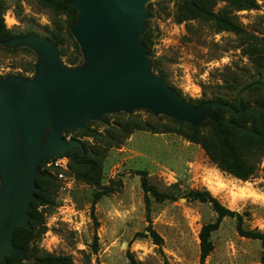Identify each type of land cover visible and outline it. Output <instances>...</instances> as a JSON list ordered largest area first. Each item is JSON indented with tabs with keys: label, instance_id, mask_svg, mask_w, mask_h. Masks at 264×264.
I'll list each match as a JSON object with an SVG mask.
<instances>
[{
	"label": "rangeland",
	"instance_id": "374dc122",
	"mask_svg": "<svg viewBox=\"0 0 264 264\" xmlns=\"http://www.w3.org/2000/svg\"><path fill=\"white\" fill-rule=\"evenodd\" d=\"M181 1L143 3L146 16L141 22L142 35L150 33L152 39L151 52L146 55L148 72L163 80L186 103L187 100L210 102L214 96L233 99L234 92L227 91L222 84L228 77L226 69L242 70V73L247 69V75L250 74L247 59L236 49L239 39L230 33L216 34L206 22L177 24L175 15ZM4 2L7 11L3 21L7 29L53 42L64 68L75 69L85 63L79 49L81 62L70 65L75 53L64 16L56 17L41 7L38 0ZM255 2L257 9L235 15L246 31L264 38V0ZM224 7L225 4L218 3L214 10L218 12ZM69 34L74 40L71 30ZM1 47L0 81L34 80L38 55L27 47ZM170 120L173 119L139 109L103 115L98 120H87L84 130L62 133L64 140L79 142L81 150L74 151L81 155L83 144L88 154L92 155L94 150L99 153L102 179L99 187H92L75 179L73 183L62 182L51 175L52 202L38 208L41 223L35 231L44 229V234L36 235L33 246L39 253L69 256L72 264H200L198 234L203 225L215 221L216 214L209 204L189 202L181 197L183 192L191 190L208 191L221 205L242 216L245 230L264 234V157L254 178L241 182L221 173L199 146L176 134H153L143 129L121 139L120 126L126 122L175 127ZM86 131L89 134L83 136ZM54 160L51 158L42 166L50 168ZM49 171L56 174V170ZM140 171L147 173L148 182L159 192L173 191V186H177L179 199L163 204L151 202L147 209L137 175ZM104 189L112 193L93 206L94 194ZM147 228L162 240L160 246L149 237H136L147 234ZM211 242L213 251L204 264H262L264 246L259 241L240 237L234 219H223L211 235Z\"/></svg>",
	"mask_w": 264,
	"mask_h": 264
},
{
	"label": "water",
	"instance_id": "95a60500",
	"mask_svg": "<svg viewBox=\"0 0 264 264\" xmlns=\"http://www.w3.org/2000/svg\"><path fill=\"white\" fill-rule=\"evenodd\" d=\"M146 0H72L77 21L70 28L85 63L61 66L55 44L33 35L0 42L27 47L39 57L34 80L0 81V264L7 256H24L12 245L14 230L28 229L37 167L51 158L81 150L64 131L84 130L87 120L139 109L162 114L192 127L214 118L219 102L192 106L147 70L140 41ZM194 0H188L192 4Z\"/></svg>",
	"mask_w": 264,
	"mask_h": 264
},
{
	"label": "trees",
	"instance_id": "16d2710c",
	"mask_svg": "<svg viewBox=\"0 0 264 264\" xmlns=\"http://www.w3.org/2000/svg\"><path fill=\"white\" fill-rule=\"evenodd\" d=\"M71 1L38 0V3L41 7L49 9L56 17H65L66 32H68L75 53L70 65H75L81 62L82 57L78 45L69 34L70 28L77 21V11L70 5ZM218 3L225 4V7L216 12L214 9ZM255 9H257L255 0H194L192 4H189L188 0H182L175 15V22L187 25L190 22H206L212 25L216 34L225 32L236 36L240 41L236 49L247 59L250 74L247 75V69H244L246 71L244 73L242 70L226 69L228 77L222 80V84L227 91L234 92V98L214 96L210 102L222 103L228 109H214L212 120H206L197 127L170 120L175 125L173 128L161 123L148 126L140 121L126 122L120 126L122 128L121 139L128 137L134 130L145 129L153 134L173 133L188 143L199 146L209 162L221 173L241 182L254 178L258 171L259 161L264 157V38L246 31L237 22L235 13ZM6 11L4 0H0V42L28 35L27 33L16 34L6 28L3 21ZM187 28L189 29L190 26ZM139 39L145 47L146 54L149 55L152 47L150 33H144ZM55 43H58L56 39ZM2 49L0 46V50ZM22 50L27 51L24 48ZM203 102L209 101L187 100V103L193 106H198ZM88 134L89 131L83 132V136ZM112 141L116 143L115 139ZM83 147V155L72 151L63 156L69 159L70 175L82 184L99 187L102 179V163L99 153L94 150L90 155L86 151L85 144ZM51 169L56 170L53 167L45 168L42 165L37 167L33 199L27 211L29 228L18 227L12 236V245L22 249L24 256H7L3 264H72L69 256L39 253V250L33 246L36 235L44 234V229L41 232L35 231L41 223L38 208L47 207L52 202L50 190L53 188L54 178L52 176L55 177V175L49 171ZM137 175L140 178V188L147 209L151 202L163 204L176 202L179 199L180 191L177 186H173V191L159 192L148 182L146 172L140 171ZM109 193H112V190L104 189L94 194L92 205L94 206ZM181 197L189 202L209 204L216 214L215 221L203 225L198 234L200 264H204L213 251L211 235L218 230L225 218L235 220L236 232L240 237L259 241L264 246V234L255 230H245L242 216L221 205L208 191L191 190L183 192ZM146 231L147 234H137L136 237H149L155 245L162 244V240L151 228H147ZM94 251H97L96 247ZM262 264H264V257Z\"/></svg>",
	"mask_w": 264,
	"mask_h": 264
},
{
	"label": "built area",
	"instance_id": "2783aa9c",
	"mask_svg": "<svg viewBox=\"0 0 264 264\" xmlns=\"http://www.w3.org/2000/svg\"><path fill=\"white\" fill-rule=\"evenodd\" d=\"M55 160L52 161L49 164V167H53L54 169H56L55 173V177L62 181V182H74V178L72 175H70V171H69V161L66 157H56L54 158Z\"/></svg>",
	"mask_w": 264,
	"mask_h": 264
},
{
	"label": "bare ground",
	"instance_id": "6f19581e",
	"mask_svg": "<svg viewBox=\"0 0 264 264\" xmlns=\"http://www.w3.org/2000/svg\"><path fill=\"white\" fill-rule=\"evenodd\" d=\"M10 23V22H9ZM11 25H12V23H11Z\"/></svg>",
	"mask_w": 264,
	"mask_h": 264
}]
</instances>
